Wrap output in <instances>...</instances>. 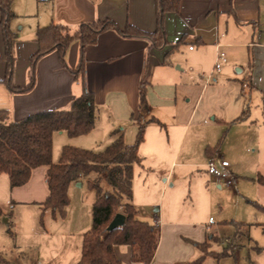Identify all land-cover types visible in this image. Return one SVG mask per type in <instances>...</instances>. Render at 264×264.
Listing matches in <instances>:
<instances>
[{"label": "crops", "instance_id": "1", "mask_svg": "<svg viewBox=\"0 0 264 264\" xmlns=\"http://www.w3.org/2000/svg\"><path fill=\"white\" fill-rule=\"evenodd\" d=\"M12 10L15 16L10 27L16 34L12 81L21 88L31 81L30 60L39 49V27L63 23L75 29L81 23L106 19L116 25L85 48L83 74L73 72L81 61V44L76 40L68 48L65 61L57 51L43 56L36 65L34 86L15 92L4 81L7 65L0 11V111L7 112L0 123L18 121L42 110L68 109L85 88L93 92L98 108L95 127L75 137L56 131L53 160L57 162L60 157L56 143H60V156L64 145L102 151L117 130L127 144H133L139 123L155 117L160 123L146 124L145 139L139 147L142 163L135 166L132 198L141 219L160 225V241L150 264L186 263L200 255L195 242L215 245L213 236L219 233H213L208 224L189 219L191 213L181 209L177 193L171 192L166 198L170 189L168 178L183 153L185 134L193 124H222L225 141L230 140L232 151L244 144L256 119L264 116V0H181L179 11L166 13L168 43L162 48L151 47L145 37L122 35L128 24L148 32L156 30V0H13ZM181 39L183 42L179 43ZM217 44L227 59L213 79L206 82L204 76L216 61ZM142 80L147 85L149 111L139 115ZM247 105L249 116L236 122ZM173 130L174 135L170 133ZM218 141V137H211L191 144L185 156L192 159L197 146H203L204 155L209 158L208 147H215ZM214 155L224 156L221 147ZM169 157L173 160L159 188L156 176L151 179L153 184L149 182V174L157 169L153 170L148 160L158 159L155 165ZM180 164L197 165L189 161ZM48 168L36 167L27 183L13 188L8 175L0 174V207L5 213L11 212L10 216L5 215L8 222L0 224V231L6 232L14 245L12 252L0 255L13 264H23L26 241L30 242L28 248H35L42 256L44 264H77L81 258L83 235L92 226L96 193L88 189L93 193L86 194L85 179L72 182L66 217H54L51 210L43 209L50 193L46 181ZM203 171L210 181H217L206 169ZM217 182L221 187L222 182ZM79 188L82 191H77ZM75 196L80 199L73 200ZM19 207L31 215L33 227L23 239L16 230L15 211ZM8 223L13 234L7 231ZM226 224L230 221L224 220L221 227ZM114 251L122 264H143L131 259L129 245H116ZM206 259L220 264L223 258Z\"/></svg>", "mask_w": 264, "mask_h": 264}, {"label": "trees", "instance_id": "2", "mask_svg": "<svg viewBox=\"0 0 264 264\" xmlns=\"http://www.w3.org/2000/svg\"><path fill=\"white\" fill-rule=\"evenodd\" d=\"M181 0H156L157 28L148 32L135 25L128 24L122 35L125 37H145L150 40L151 47L162 48L168 41L165 30L167 12L179 11ZM13 0H0L2 14V30L6 49L5 82L15 92L30 90L35 83V69L38 61L45 55L57 51L63 61L72 42L78 40L81 44V61L73 70L74 73H84V50L97 42L99 35L116 24L110 19L94 20L81 23L75 29L63 23H51L39 27L36 40L38 51L31 57V81L21 88L12 81L15 54L14 44L16 34L11 30L10 21L15 16L12 10ZM183 42V39L179 43ZM178 43V44H179ZM145 80L141 81L139 91V115L149 111L147 87ZM98 108L93 92L84 89L68 109H50L32 113L21 120L0 123V174H7L11 187L22 186L31 178L32 171L41 165H48L47 185L49 196L43 205L44 210H51L54 217L65 218L70 204L69 186L74 181L85 179L90 189L96 193L92 206V226L83 235L81 258L77 264H122L116 256V245H129L131 259L134 262L150 264L154 258L160 241V225L143 220L138 215V209L132 202L135 166L142 163L139 154L140 144L145 139L146 124L149 121H160L151 117L148 121L139 123L136 141L127 144L123 134L112 132L113 140L102 151L64 145L57 162L53 160V136L56 131H66L70 137L84 135L93 130L97 119ZM249 105L235 119L241 121L249 116ZM7 112L0 111V119L4 120ZM132 119L136 120L134 115ZM226 131L215 147H208L211 156L220 149ZM264 185V176L259 174L255 179ZM104 181L108 188L104 186ZM264 212V205L252 201ZM118 213L126 216L125 223L113 230L108 226ZM5 213L0 207V224ZM42 222V219H41ZM241 228L245 222L230 221ZM7 231L13 234L11 223ZM237 237V234L235 235ZM227 245L220 252L211 249L208 241L195 242L200 255L182 264H203L208 256L220 260L234 254L235 245ZM262 250L261 247H257ZM0 264H13L0 255Z\"/></svg>", "mask_w": 264, "mask_h": 264}, {"label": "rangeland", "instance_id": "3", "mask_svg": "<svg viewBox=\"0 0 264 264\" xmlns=\"http://www.w3.org/2000/svg\"><path fill=\"white\" fill-rule=\"evenodd\" d=\"M252 108H255L254 103ZM255 122L250 130V136L244 144L241 143L236 149L230 151V140L225 141L224 138L221 144L224 156L215 155L217 158L230 162L231 175L234 177L233 185L222 183V186L219 187L220 183L210 181L208 175L203 171L206 169L208 162V158L204 155L205 148L203 146H197L196 154L192 159H187L185 156L187 147L191 144L199 143L211 137L220 139L223 136V127L220 123L211 125L196 123L192 125L184 137L183 153L180 159L175 161L174 168L168 178L170 189L166 198L169 197L171 192L177 193L181 209L191 213L189 219L208 224L211 226L210 230L213 233L220 234L213 236L215 245L209 243L211 249L220 252L225 246L236 243L234 254L223 257L220 264H264V212L252 202L256 201L264 205V185L255 180L259 173L264 175V116L261 114ZM170 133L174 135V130ZM59 144L56 143L58 157H60ZM157 160L156 158L148 160L153 170L157 169V171L149 174V182L152 183V177L156 176L158 187L161 188L165 182L164 179L167 178V173L164 172H167L173 159L169 157L168 159L159 160L154 165ZM187 161L195 162L197 165L184 166L180 164ZM104 186L109 187L105 181ZM88 189H90L89 186L84 189V191H87L86 194H92L93 191ZM77 191H82V189L79 188ZM79 199L78 196L73 197L75 201ZM30 216L28 211L22 207L15 211V218L18 221L16 230L20 233V238L24 237L26 232L33 228L30 223ZM210 218L214 220L211 224L209 222ZM24 220L26 223H24ZM224 220L243 221L246 225L239 228L230 223L221 227ZM236 234L237 237H235ZM29 243V241L25 242L27 244L25 245L27 246L25 248L27 254L23 258V264H35L37 261L44 264V259L37 250L31 247L28 248ZM33 243L34 240L30 245H33ZM257 247H261L262 250ZM13 249L14 245L10 236L1 230L0 252L10 253ZM205 262V264H212L210 259H206Z\"/></svg>", "mask_w": 264, "mask_h": 264}, {"label": "built area", "instance_id": "4", "mask_svg": "<svg viewBox=\"0 0 264 264\" xmlns=\"http://www.w3.org/2000/svg\"><path fill=\"white\" fill-rule=\"evenodd\" d=\"M220 44H217L218 47V53L216 57V61L214 64L213 69L205 75L206 82H209L213 79L214 74L216 71H219L222 67L223 63L226 61V53L219 50ZM230 162L225 159H220L212 156H209L208 162L206 164V171L207 173L216 179L217 181H220L222 183H225L226 185H233L234 177L231 175L230 170ZM213 218H210V224L213 223ZM36 264H41V262H37Z\"/></svg>", "mask_w": 264, "mask_h": 264}, {"label": "water", "instance_id": "5", "mask_svg": "<svg viewBox=\"0 0 264 264\" xmlns=\"http://www.w3.org/2000/svg\"><path fill=\"white\" fill-rule=\"evenodd\" d=\"M3 222L7 223L8 222V218L4 217ZM126 220V216L122 213H118L115 218L112 220V222L110 223V225L108 226V230H113L119 226H122L125 223Z\"/></svg>", "mask_w": 264, "mask_h": 264}]
</instances>
